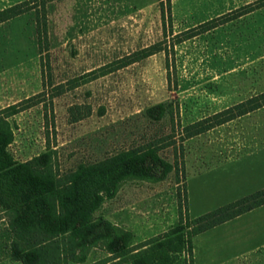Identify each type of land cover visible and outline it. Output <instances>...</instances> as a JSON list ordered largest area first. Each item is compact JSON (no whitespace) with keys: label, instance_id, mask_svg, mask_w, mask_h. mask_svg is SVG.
Instances as JSON below:
<instances>
[{"label":"rangeland","instance_id":"obj_1","mask_svg":"<svg viewBox=\"0 0 264 264\" xmlns=\"http://www.w3.org/2000/svg\"><path fill=\"white\" fill-rule=\"evenodd\" d=\"M24 1L0 0V11ZM160 1H51L40 46L35 11L0 24V111L42 93L7 119L17 162L48 153L61 178L132 148L169 144L159 151L174 167L165 180H126L93 213L130 232L131 249L263 189L246 192L239 183L264 164V107L183 142L180 130L264 92V0H169L170 19L162 0L164 21ZM246 5L257 9L236 17ZM221 16L231 20L177 43L181 33ZM151 47L160 51L120 67ZM75 106V117L86 116L70 122ZM261 223L264 211L212 239L218 255L209 258L198 241L193 264H264ZM12 241L0 208V264H21L11 257ZM68 247L61 245L59 264H129L100 244L76 251L83 261L73 262L65 259Z\"/></svg>","mask_w":264,"mask_h":264},{"label":"trees","instance_id":"obj_2","mask_svg":"<svg viewBox=\"0 0 264 264\" xmlns=\"http://www.w3.org/2000/svg\"><path fill=\"white\" fill-rule=\"evenodd\" d=\"M51 1L54 0H27L6 8L0 11V24L35 11V32L40 46L42 41H47L46 5ZM161 1L160 12L164 21ZM255 9L253 5H246L233 13L239 17ZM166 10L170 19L169 0ZM226 18L221 16L181 33L177 43L231 20ZM159 51L155 47L143 49L122 59L120 67L139 62ZM41 94L0 111V208L7 213L8 227L13 236L11 257L21 264H59L61 245L69 246L68 252L64 251L65 255L69 253L65 259L81 262L83 256L77 255L76 251L83 254L87 248L98 244L116 258L127 257L129 264H193L194 236L264 205L263 188L195 219L187 217L185 224L180 222L166 234L131 249L130 232L117 229L102 218L94 219L93 213L103 201L112 199L118 186L126 180L150 183L165 180L174 167L159 156V151L169 144L159 147V143L164 142L160 140L132 148L97 163L79 166L61 178L54 174L48 153L19 163L8 150L13 132L7 119L23 111L25 108H20L22 104H27V107L36 105L28 103ZM263 107L264 92L184 126L180 130L181 141ZM78 108L69 109L70 122L86 116L75 117L73 111ZM183 255H187L189 262L185 263Z\"/></svg>","mask_w":264,"mask_h":264},{"label":"crops","instance_id":"obj_3","mask_svg":"<svg viewBox=\"0 0 264 264\" xmlns=\"http://www.w3.org/2000/svg\"><path fill=\"white\" fill-rule=\"evenodd\" d=\"M0 109H2V108H0ZM253 168H254L253 169L254 171L250 175V177L248 179L245 178L246 180H243L244 182L242 181V182L239 183V185H240L239 188H243V189L247 188L246 192H249V191L254 192V191H257V190H259L261 188H264V164H261L260 166L254 165ZM263 211H264V205L261 206V207H258L256 209H253V210H251V211H249V212H247V213H245L243 215H240V216H238V217H236V218H234L232 220H229V221H227V222H225V223H223L221 225H218V226H216V227H214L212 229H209V230H207V231H205L203 233H200V234L194 236L192 238L193 262L195 260L196 254H197L198 241H200L202 243V245L206 248V251H205L206 258H209V256L214 255V254L218 255L217 254L218 253L217 252L218 251L217 248H219V247H217L216 250H214V247L212 246L213 250L212 249L210 250V246H211L210 241L212 239L219 238L220 235L223 232L224 233L228 232V231L231 232L230 229H233L238 224H241L243 222L244 223L245 222L246 223L250 222V220H252L253 217H255L256 215H258L259 213H261ZM261 225L264 226L263 223H261ZM263 229H264V227H263ZM253 235H254V237H259L260 236L259 234H253ZM225 238L227 240H229V242L231 244L230 248L232 246H234V234L233 233L229 234L228 236L225 235ZM250 239H252V238H250ZM261 244H262L261 246L264 245V243H261ZM207 245H209L208 248H207ZM225 245H226V243H225ZM214 246H215V242H214ZM228 248L229 247H226V249H228ZM257 248L258 247L254 248V250H257Z\"/></svg>","mask_w":264,"mask_h":264}]
</instances>
